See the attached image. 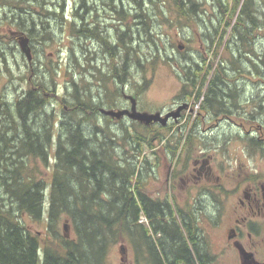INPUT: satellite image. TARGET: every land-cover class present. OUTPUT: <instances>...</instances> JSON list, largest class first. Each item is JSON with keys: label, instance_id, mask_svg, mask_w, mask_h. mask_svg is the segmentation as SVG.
Wrapping results in <instances>:
<instances>
[{"label": "trees", "instance_id": "trees-1", "mask_svg": "<svg viewBox=\"0 0 264 264\" xmlns=\"http://www.w3.org/2000/svg\"><path fill=\"white\" fill-rule=\"evenodd\" d=\"M54 1H58V7ZM155 1L134 0L141 11H144L143 6L145 5H155ZM159 1L163 2V0ZM177 1L179 0H174L176 6V9L173 8L174 11L181 15L180 19L190 22L191 14L197 13L196 0L179 1L180 5ZM234 1V8L230 11L222 5L220 0H217V5L222 15L229 14L227 25L233 21L236 10H239L234 31L237 33L238 27H243L244 31L241 28L243 33L238 35L242 43H246L250 34L249 25L255 24L258 19L256 3L255 0ZM79 3V9L86 12L89 10L87 0H79ZM42 7L51 17L57 16V10L61 11L65 8L64 3L61 4L60 0H43ZM77 14L80 16L78 9L77 12H74V19ZM80 14L82 16V12ZM116 14L119 15L120 12ZM144 18L149 20L148 16ZM48 23L50 22H45L42 18L39 21L32 19L30 27L23 22L16 23V27L18 30L24 31L31 43L36 42L46 46L51 42L50 32H48L51 30V26ZM143 25H145L146 31L148 30L147 33L152 28L151 21L147 24L143 23ZM67 27L73 39L77 40V37L83 36L86 37L84 39L94 40L100 44L102 51L107 56L109 55L111 63L108 72L103 71L105 74L100 72L101 68L95 70L84 68L83 71L86 72V75L87 72H90L95 79L102 74L105 78H112L114 82L117 81L120 84L128 83L131 80V67L127 66L128 56H126L132 50V46L128 42V40H132L129 39L132 31L131 26L128 25L126 30L117 27L119 28L116 30L119 40L116 47L106 39L109 37L105 36L97 25L89 27L86 23H81V26L77 27L75 22H70ZM59 28L61 29V26ZM215 41L216 39H212V46L215 45ZM221 42L222 40L220 44ZM69 47L72 57H75L77 49L72 45ZM81 52L88 59L93 60L94 57H88L91 53L87 50L82 49ZM118 53L121 54L119 62L116 61ZM74 61V65L71 64L66 68L71 75V84H76L73 74L79 71V66H81L76 57ZM136 63L137 67L141 66L143 72H146L149 67L152 69L156 67L154 62L148 66L141 65V60ZM77 64L78 68L76 69ZM212 65L213 63L211 67ZM194 66L196 71H201L198 64H194ZM257 66H254L255 70ZM216 67L215 75L210 79H208V71L200 80L198 76L196 77L195 70L194 74L191 72L194 67L190 68L188 74V76H192L190 78H193L189 84L198 91L196 101L203 97L204 109L211 112L226 110L224 109L226 105L223 103L231 100L228 96L233 91L229 89L228 92L227 88L230 87L221 81V73L227 74V69L222 64ZM60 68L62 67L57 66L53 69L49 67L47 74L55 79V75L60 74ZM138 70L141 71L139 68ZM39 71V67L36 68L32 65V72H36L37 77H39ZM143 81L144 85L142 86L135 84V87L138 88V95L143 93L149 85L145 76ZM206 82H208V87L202 96ZM223 84L224 86H222ZM78 88L81 93H78L79 90H75L73 93L70 89L71 92L68 94L70 99L56 96L60 99L58 105L61 108L68 107V111L64 113L67 115L64 119L57 116L55 110L50 108V105L54 104L50 100L48 101V97L44 101L41 99L43 98L42 93L47 90L41 79L30 82L25 100L22 99L16 104L17 108L13 109L14 116L18 115L19 118L17 123L11 110H5L8 118L2 123L6 127L10 123L11 125L0 133V264H108L111 248L122 241H126L133 248L137 264L141 250L146 260L145 264H154L157 259L161 264L163 260L161 253H156L155 243L148 236L151 229L155 231V234L159 230L163 231L165 238L161 240V249L167 259H172V256L182 250H185L186 255L190 256L191 253L185 243H182L179 233L173 230L175 228L162 222L163 212L167 210L168 206L143 201L139 196V191L142 190L139 178L142 171L138 168L137 159L140 154L137 147L138 128L132 132L122 122L119 124L121 126L119 133L112 128L113 122L111 123L110 120L107 121L109 125H105L106 129L101 126L97 127L99 106L92 101L91 94L86 93L90 90L89 88ZM51 90L54 91V85L48 88V91ZM191 94L192 91L187 93V95ZM39 100L47 105V110L42 108L43 104L41 106ZM41 121L46 125L44 129H39V125H37ZM58 121H60V125L56 130ZM134 127H138L136 123H134ZM87 128L91 130L87 131ZM12 130L14 132L21 131L22 137L13 139L5 136L4 139V132L9 133ZM55 131H57L56 134H54ZM132 137H136V142H134L136 146L131 148L132 153L128 158L121 149H124L125 143ZM134 151L137 153L134 154ZM123 152L125 153V151ZM32 161H38L44 167H53L49 187L45 186L43 179L37 180L32 177L31 173L35 174L39 171L38 167L33 168ZM2 170L5 171V175ZM47 189H49L47 218L49 237L41 241L38 236L25 230L19 220L20 216L14 215L10 206L16 207L19 214L25 213L36 221H41ZM7 200L11 202L10 205L4 203ZM142 214H145L149 219V227L140 224ZM66 221L74 230L76 238H67L65 234L61 233V223ZM41 249L44 250L42 261Z\"/></svg>", "mask_w": 264, "mask_h": 264}, {"label": "rangeland", "instance_id": "rangeland-1", "mask_svg": "<svg viewBox=\"0 0 264 264\" xmlns=\"http://www.w3.org/2000/svg\"><path fill=\"white\" fill-rule=\"evenodd\" d=\"M19 1L20 0L0 1V97L2 95L8 96L10 101L13 102L18 91H27V88L29 90V82L38 80V77L35 74L36 72H32V65L36 68L39 67L41 70L39 72L44 73V77L41 79L44 82L45 88H47L46 93L48 94V101L50 100L51 103L54 104L50 105V108L55 110L57 116L64 119V117L67 116L64 113L68 111V107H59L58 103L60 99L54 96V92L56 89L55 94L70 99L68 94L71 92L70 89L72 88L71 75H69L66 68L75 63V57H72V53L69 51V46L72 45L78 51L75 56L81 59V62L79 61V64L81 65L79 66L81 78L80 75L76 76V79L80 78L78 80L80 83L78 86L89 88L90 90L86 93H88V95L91 94V98L97 94L98 98L96 96L94 97V99H97L94 103H101V105L104 106L103 108L108 109V106L112 103L113 99L117 100L119 98V95L117 94L118 89L116 88L118 82H114L113 79L109 77L105 78L102 74L95 79L90 72H87L86 75V72H84L83 69H90V61L87 64V61L80 50L85 49L91 53L88 57L95 58L93 63L95 65H100V72L102 71V73H104L103 71L108 72L111 61L109 60V57L102 54L100 46L96 41L83 39L80 42V40H75L67 27V24L70 22H75L73 17L76 9L79 10V14L82 12V16H84V10L79 9V0H60L61 4L64 3L65 8L61 11L57 10V16L52 17L48 16L45 9H42L43 0ZM179 1L184 2L185 0ZM179 1L177 2L180 5ZM54 2L55 5H57L58 1ZM220 2L224 7H227L229 11L234 8V0H220ZM87 3L89 7L93 8V12L90 14L91 22L94 20V22L97 23V26L99 25L100 28H103L104 35L108 36L109 39L119 38V36L115 37L114 35L116 30L119 29L117 27H120V24L118 21H113V15L110 14L107 7L109 5L111 8L117 9L118 7L120 14L116 15L117 17L128 14L124 21L126 26L121 27L123 30H126L125 28H127L128 25L132 28L130 33L131 37H129V39L132 40H128L132 46V50H130L131 53L129 55H126L128 56L127 66H129V68L131 67V83L130 86L126 88L127 95H135V84L136 82H142L144 76L149 82L146 91L141 96L139 95L137 110L152 114L161 109H168L175 103L189 98L190 102L195 101L193 107L196 110V114L193 113V115H199L198 113L202 114L197 116L199 118V123H201L200 129L203 131L206 130L203 134H207L205 137H202V139L190 136L185 140L181 138V134L180 137L171 134L161 140L158 139L159 141H141L138 136L137 147L139 150L141 143H145L143 153H140L139 158H137L138 168L148 165V163L144 164L142 159H144V161L147 160L151 166H156L158 163L157 157H159L158 154H160L161 157L165 156L170 161L165 170H169V168L172 169L173 163L175 162V156L178 153L180 154L181 150H185L184 145L187 147L186 151H190L191 154L196 153L200 149H205L208 152H213L216 158L219 157V159L224 161H230L233 156L236 157V155L240 154L242 160L246 163H250V160L243 157L244 153H242V150L245 148L252 149L256 146H253V143L250 141L245 142L239 139L236 140L237 137L235 136H237V134L235 132L238 127L228 123H222L220 128L216 129L214 128L216 125L214 120L204 122L205 124L202 123L205 120L201 116H203L204 111H207L202 109V104L200 103L203 101V97H201L199 101H196L198 91L194 89V87L192 89V94L187 95L191 90L189 83H191L193 79L190 78L192 76H188L190 68L194 67L191 71L193 74L194 70H197L194 64H198L199 68H201V71H196V77L198 76L200 80L208 71V79L213 78L216 72V66L220 64L227 69V74L224 73L223 75V73H221V81H223L226 86L230 87L227 88L228 92L229 89L233 90L230 93H232L234 98L228 101H238L239 98L245 94L249 96V98L243 99L241 103L242 105L248 106L249 110L257 116V119L252 123L254 125L253 129L250 130L251 136H255L256 142L264 148V0H255L258 19L255 24L249 25L250 36L248 35L249 39L246 43H242L238 35L239 33H243L244 28L241 27L242 31L241 28L238 27L237 33L234 31L236 26L235 23L239 16V10H236L233 21L227 25L229 14L225 16L222 15V12L217 5V0H196V3L198 4L197 13L191 14L190 18L191 21L197 25L196 27L191 28H182L181 25L177 23V20L181 18V15L174 11V9H176L174 0H163V2L156 0L155 5L148 4L143 6L144 11L139 10L134 0H87ZM19 7L23 9H20ZM122 9L124 11H122ZM105 14L108 19L105 20L101 27L99 21L103 22V19L98 17L97 20L95 17L96 15ZM138 15H141V17H138ZM147 16L149 20L144 18ZM40 18L45 22H50L48 24L51 26V30L48 32H50L51 42L47 43L46 46L39 45L36 42L31 43L33 63L30 64L19 46V38L25 33L23 30L17 29L16 23L23 22L26 26L30 27L32 25V19H37V21H39ZM85 20L84 23L88 22V17H86ZM150 21L152 22V28L147 33L143 30L144 27H141L140 24H147ZM81 23L82 22L79 21L77 27H80ZM95 23H93L94 26ZM111 24H114L117 27L112 28L110 26ZM59 26H61V29ZM19 31H21V33L16 37L12 34L13 32L18 33ZM146 35H150L151 38L149 39ZM212 39H216L214 46H212ZM221 40L222 42L220 44ZM110 41L113 45L117 44V42ZM179 44H185L184 46H186L183 53L179 52ZM201 46H203L202 48L204 49H201ZM248 51L250 53H247ZM118 57L116 60L117 62H119ZM140 60L141 65L143 64L146 66L151 62H154L156 64L155 69L149 67L146 72H143L141 66L138 65L137 67L136 65V62ZM204 60H206V62H204ZM212 63L213 65L211 67ZM255 65L259 66H257L256 70L254 67ZM57 66L62 67L60 68L61 73L56 74L55 79H53L47 74L48 68L50 67L53 69L57 68ZM77 68L78 64L76 69ZM138 68L141 71H139ZM63 70L66 71L65 74L67 76H64ZM207 84L208 82H206L202 96L203 93H205L206 87H208ZM224 84L222 86H224ZM52 85H54V91H52L53 89L48 91V88ZM99 93L102 94V96H100ZM117 104H122L125 108H131L129 101L124 98H121ZM239 108H241V106H239L238 109ZM11 112L15 115L13 109ZM207 112L210 113L211 111ZM212 114H215V112ZM220 116L221 115L218 114V117ZM97 119L98 123L96 126H101L106 129L107 127L105 125H109L107 121L110 119L101 114L97 115ZM121 122H123V124L132 132L137 128L139 133L145 132V129L138 124V127L133 128L134 123L129 119H124ZM57 123L56 130L59 128L60 121ZM117 123L114 121L112 123V128L120 133L121 126L119 125L120 123ZM2 127L3 126H0V133L4 130ZM91 128L93 127L91 126ZM246 128L248 127L246 126ZM239 129L242 133L246 134L242 129V126L239 127ZM89 130L91 129L87 128V131ZM165 132L169 134L171 133V130H165ZM56 133L57 131L54 132V134ZM183 133L186 135L187 132L183 131ZM5 136L9 138V136L12 135L8 132H4V139ZM136 137L130 138L125 143L124 149H121L122 153L128 158L132 153L131 148L136 146L134 143L136 142ZM123 151H125V153ZM133 153L136 154L137 152L134 151ZM142 156H144V158H142ZM31 165L33 168L38 167L39 169L35 174L31 173L32 177L37 180L43 179L45 186L49 187L51 184L53 167H44L43 164L38 161H32ZM3 170V175H5V171ZM162 173L165 174L166 172L164 173L161 169L159 174L161 175ZM145 175H147V173H145ZM156 175L157 171L154 170L150 176V181L147 183L143 180L142 185L145 187H152L154 184L153 186H155L157 182L153 180H155ZM140 178L141 180L143 179L142 177ZM45 197L44 214L41 221H36L28 214L17 213V215L20 216L19 220L25 230L34 236H38L41 241L48 239L49 237L47 233L49 189H47ZM4 203L11 204L8 200ZM64 223L65 222L61 223L62 234H64ZM144 224L147 225V222ZM66 234L69 237L76 238L74 230L70 227ZM125 246L127 248V255L125 254V256H123L125 260L121 261V248H124ZM41 256H43L42 251ZM135 257L133 248L130 247L126 241H122L111 248L108 257V264H137L135 262Z\"/></svg>", "mask_w": 264, "mask_h": 264}, {"label": "flooded vegetation", "instance_id": "flooded-vegetation-1", "mask_svg": "<svg viewBox=\"0 0 264 264\" xmlns=\"http://www.w3.org/2000/svg\"><path fill=\"white\" fill-rule=\"evenodd\" d=\"M107 8L110 14L113 15V21H118L120 24L119 28L126 26V23H124L126 16H119L120 18L116 16V13L119 12L118 7L117 9H112L109 5ZM122 11L124 10L122 9ZM79 15H77L79 21L84 23L86 16ZM98 17L103 19V22L99 21L102 27L105 20L108 19L107 15H96L95 18L98 20ZM87 23L89 26H93L95 22L94 20L91 22L89 19ZM177 23L182 28H191L197 25L193 21L186 22L182 19L177 20ZM110 26L112 28L117 27L114 24ZM100 30L103 31V28H100ZM117 35L116 31L114 36L117 37ZM118 40L119 38L116 39V42ZM184 45L179 44L178 48L182 47V50L179 51L180 53L185 51L184 48L186 46ZM202 47L201 49H204ZM118 58L120 59V57ZM78 75H81V73L76 71L73 77L76 79ZM38 76L40 80L44 77V73L40 72ZM79 79H76V81L78 82ZM130 83L131 81L128 84H119L116 88L120 89L119 98L128 100L131 104L130 109H136L139 95L137 93L135 95H127L126 93V88L130 86ZM136 83L142 86L143 80ZM190 88V91H192L193 87L191 85ZM28 91H18L14 101L24 98ZM44 95L45 97L48 96L47 93ZM228 98L232 99L234 96L230 93ZM241 98L235 102L227 101L223 103L226 105V108L223 107L226 110L221 112L216 111L215 114H212L214 111L210 113L204 111L201 117L205 120L202 122L203 124H205L204 122L214 120L216 124L214 128L216 129H219L222 123L238 127L235 132L237 134L235 136L237 137L236 140L250 141L253 143V146H256L252 149L245 148L242 150V153H244L243 157L250 160V163L242 160L240 154L236 155V157L233 156L230 161L221 160L219 157L216 158L213 152H208L205 149H200L197 152L195 151L196 153L191 154L190 151H186L187 147L185 145V150H181V153L175 156L173 168H169V170H165L170 163L169 159L165 156L161 157L158 154L156 166H151L147 160L144 161L142 159V162L144 164L148 163V165L139 167L142 171L140 177L143 178L141 185L143 184V180L147 183L150 181V176L154 170L157 171V175L153 181L157 182V184L155 186L153 184L152 187L142 185L139 196L143 201H148L152 204L161 203L168 206L167 210L163 212L164 218L162 222L175 228L173 230L179 233L181 241H183L182 243H185L191 253L188 256L186 255V251L182 250L175 256H172V259H167L161 249V240L165 238V235L162 233L163 231L159 230L155 234V231L151 229V233L148 236L155 243L156 253H161V257L163 258L161 264H264V148L256 142L255 136H251L250 130L253 129L254 125L252 123L257 119V116L249 110L248 106L241 103L243 99H247L249 96L245 94ZM2 99L10 100L8 96ZM200 103L202 104V101ZM193 104L194 101L190 102L186 98L168 109L156 111L155 113L160 112L166 115L185 105L179 117L177 119H170L166 125L160 122H155L148 126L137 123L145 129V132L138 135L140 140L157 141L171 134L179 137L182 135L181 138L185 140L190 136L201 139L205 137L207 134L203 133L206 130L200 129L201 123H199V118L197 117L202 114L193 115V113L196 114ZM14 105L16 107V103ZM239 106L241 108L238 109ZM108 107L115 110L129 109L125 108L122 104H112ZM98 109V114H101V107ZM202 109H204L203 104ZM218 114L221 116L218 117ZM16 116L13 115L15 121L19 119L18 115ZM124 119L128 118L124 117L116 121L110 119V122L115 121L119 124ZM37 125H39L40 129L45 128L43 121ZM239 125L242 126L246 134L240 131L241 128L239 129V127L241 126ZM165 130H171V133L168 134ZM183 131L187 132L186 135ZM144 146L145 143H141L139 150L141 154L144 151ZM161 169L166 173L160 175ZM146 222L149 226L150 221L147 217ZM141 225L145 226L146 224L142 222ZM122 252V259L124 261L125 258L123 256L127 255L126 246ZM144 258L141 250L137 259L139 261L138 264H145L146 260ZM154 264H160V261L157 259Z\"/></svg>", "mask_w": 264, "mask_h": 264}, {"label": "bare ground", "instance_id": "bare-ground-1", "mask_svg": "<svg viewBox=\"0 0 264 264\" xmlns=\"http://www.w3.org/2000/svg\"><path fill=\"white\" fill-rule=\"evenodd\" d=\"M112 1V0H111ZM89 7V6H88ZM87 7V8H88ZM91 12H93V8H91V7H89V10L86 12V11H84L83 12V14H84V16H86V17H88V20L90 19V14H91ZM35 17V16H34ZM138 17H141V15H138ZM41 19V18H40ZM75 23H76V26H78V24H79V19H78V16L76 15V18H75ZM87 25L89 26V24L87 23ZM137 25H139V24H137ZM91 26V25H90ZM89 26V27H90ZM140 26L141 27H144V31L145 32H147L146 31V27H145V25H143V24H140ZM146 37H148L149 39L151 38V36L150 35H146ZM84 38H86V37H77V40L79 41L80 40V42L83 40ZM107 40H112L113 42H116V39H114V38H106ZM99 46H100V44H99ZM117 46V44H115V47ZM100 49H101V52H102V54H105L103 51H102V48H101V46H100ZM81 51V50H80ZM75 54V53H74ZM77 54V53H76ZM97 55V54H96ZM106 55V54H105ZM107 56V55H106ZM117 56H121V54H117ZM76 57V56H75ZM107 57H109V56H107ZM84 58H85V60L87 61V64H88V62L90 61V65H89V68L90 69H92V70H95V69H97V68H100V65L99 64H97V65H95L93 62H94V60H95V58H93V60L91 61V60H89L86 56H84ZM76 59H77V61H80L81 62V59L80 58H78V57H76ZM104 62V61H103ZM86 64V65H87ZM133 70V69H132ZM80 72V71H79ZM81 76V75H80ZM126 79V78H125ZM74 81L76 82V84L77 85H79L80 83L79 82H77L76 81V79H74ZM131 81V80H130ZM130 81H128V83L130 82ZM128 83H125V84H128ZM76 84H71V87H72V92L74 93V91L75 90H79V86H77ZM120 83L118 82L117 83V85H119ZM29 85H30V82H29V84H28V87H29ZM27 90H28V88H27ZM119 90L120 89H118L117 90V93L119 92ZM46 93V91L45 92H43L42 93V97L43 98H41L43 101L45 100V94ZM55 93H56V89H55V92H54V95H55ZM78 93H81V91L79 90V92ZM53 95V94H52ZM97 97V94L96 95H94V97ZM100 96H102V94H100ZM94 97L92 98V101L93 102H95L97 99H94ZM2 98H5V96L4 95H2L1 97H0V99H2ZM98 98V97H97ZM22 99H24L25 100V97L24 98H22ZM22 99H20L19 101H10V100H7V99H3V100H0V123L2 124H0V126H4L3 125V123L2 122H4L5 120H7V118H8V116L6 115V112H5V110L6 109H9V110H11L12 111V109H16L17 107H14L15 105V103L17 104V103H19L20 101H22ZM43 101H40L39 100V102H40V104H41V106H42V104H43V109L44 110H47V105L43 102ZM6 107H8V108H6ZM16 123L18 122V120L17 121H15ZM11 125V123L7 126V127H9ZM46 126V125H45ZM6 126H4L3 127V129H5V128H7ZM39 129H40V127H39ZM38 129V130H39ZM14 130V129H13ZM11 131V132H9V134L10 135H12V136H9V138H13V139H19V138H21L22 137V133H21V131H19V132H14V131ZM9 131V130H8ZM13 132V133H12ZM3 137V135L1 134V138ZM7 175V174H6ZM46 192H47V190L45 191V194H46ZM45 199H46V197H45ZM138 199V198H137ZM1 203V202H0ZM3 204V203H2ZM10 209H11V211L13 212V214L15 215H17V213H18V209L16 208V207H11L10 206ZM153 216V215H152ZM28 239V238H27ZM43 256H44V250H43ZM40 254H41V251H40ZM43 256H41V258H43Z\"/></svg>", "mask_w": 264, "mask_h": 264}, {"label": "water", "instance_id": "water-1", "mask_svg": "<svg viewBox=\"0 0 264 264\" xmlns=\"http://www.w3.org/2000/svg\"><path fill=\"white\" fill-rule=\"evenodd\" d=\"M19 46L22 51V53L25 55L28 62H32L33 55H32V49L30 46V40L29 38L22 36L19 39ZM181 48V47H180ZM182 49V48H181ZM185 108V105L180 106L176 111L170 112L163 116L161 113H155V114H149V113H143L138 111H129V110H121V111H106L104 109L101 110V112L107 116H111L113 118L120 119L121 117L127 115L130 119L136 120L140 123L150 125L154 122H160L163 125H166L170 119H177L180 115V112L182 109ZM69 225L66 223L64 225V231L65 233L68 232ZM68 237V235H66ZM123 248H121L122 252Z\"/></svg>", "mask_w": 264, "mask_h": 264}]
</instances>
